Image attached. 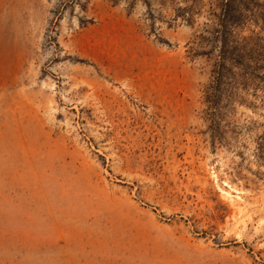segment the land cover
<instances>
[{"label": "rangeland", "instance_id": "374dc122", "mask_svg": "<svg viewBox=\"0 0 264 264\" xmlns=\"http://www.w3.org/2000/svg\"><path fill=\"white\" fill-rule=\"evenodd\" d=\"M228 5L264 77V0H0V264H264V82L204 113Z\"/></svg>", "mask_w": 264, "mask_h": 264}, {"label": "trees", "instance_id": "16d2710c", "mask_svg": "<svg viewBox=\"0 0 264 264\" xmlns=\"http://www.w3.org/2000/svg\"><path fill=\"white\" fill-rule=\"evenodd\" d=\"M223 14L226 23L214 30L212 45L216 54L209 81L203 89L205 117L210 122L215 137L220 141L223 140L221 136L225 133V126L221 124L228 123L226 117L234 103L248 105L249 102L244 94L251 90L252 95H255L257 90L262 89L264 82V77L254 72L255 64L259 62L258 57L250 46L249 37L235 30L242 25L237 22L238 19L235 18L229 5L224 9Z\"/></svg>", "mask_w": 264, "mask_h": 264}]
</instances>
